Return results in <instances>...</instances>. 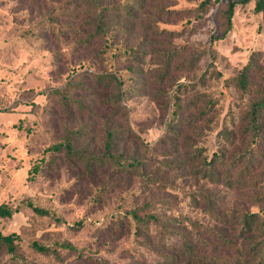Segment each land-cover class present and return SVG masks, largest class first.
Returning <instances> with one entry per match:
<instances>
[{"label":"trees","instance_id":"obj_1","mask_svg":"<svg viewBox=\"0 0 264 264\" xmlns=\"http://www.w3.org/2000/svg\"><path fill=\"white\" fill-rule=\"evenodd\" d=\"M23 1L30 2V10L33 4H38L37 10H45L42 27L56 38L72 40L71 50H91L94 58L107 54L109 72L93 73L92 85L68 78L64 85L50 90L49 114L61 120V136L45 148L51 156L50 166L79 168L81 178L97 182L93 183L90 205L101 203L116 189L130 198L128 205H119L118 212L97 227L100 244L132 237L136 247L125 249L126 255L120 256L130 259L131 264H264L262 52L253 51L230 78L242 97L252 98L247 99L238 121H232V128L221 130L227 145L207 155L205 147L191 139L189 130L214 116L215 101L201 91L181 99L182 93L195 85L182 83L173 75L193 69L201 54L184 57L185 47L160 39L164 33L169 40L180 33L157 29L159 22H169L182 9L168 8V0H68L59 8L62 18L58 21L56 10L47 11L48 0ZM249 3L261 15L264 29V0H230L214 15L217 30L210 40L224 39L232 30L236 6ZM212 6L213 0H201L196 18ZM148 10L145 30L151 38L146 35L133 46L119 45L117 34L131 32L132 22ZM65 17L68 20H63ZM147 52L154 54V61L147 59ZM126 79L130 82L127 87ZM176 84L169 101V90ZM141 88L166 114L164 134L154 145L140 141L128 123H122L127 116L122 101L128 92ZM98 109L102 111L97 124L76 123L82 116L93 117ZM130 138L137 142L133 140L127 148ZM154 150L161 154L154 156ZM39 168L36 165L34 171ZM180 178L181 187L176 182ZM183 202L192 214L180 210ZM252 205L256 208L251 209ZM27 206L39 216H52L48 209L32 202ZM11 215L12 209L0 203V217ZM18 239L16 233L0 231V254L16 257ZM33 245L41 252L48 251L44 245ZM60 248L82 259L77 264H111L107 259L84 255L70 243H61Z\"/></svg>","mask_w":264,"mask_h":264},{"label":"rangeland","instance_id":"obj_2","mask_svg":"<svg viewBox=\"0 0 264 264\" xmlns=\"http://www.w3.org/2000/svg\"><path fill=\"white\" fill-rule=\"evenodd\" d=\"M200 1L168 0V8L183 11L169 22H159L157 29L180 33L170 40L164 33L166 38L162 34L160 39L166 44L169 41L170 45L185 47L184 57L201 54L193 69L186 68L173 75L182 83L195 85L193 90L182 93L181 99L201 91L215 101L214 116L189 130L197 146L205 147L207 155H211L227 145L221 130L232 128V121H238L247 99L252 98L251 95L242 97L230 78L245 65L253 51H261L264 58V29L261 15L254 12L252 3L238 5L229 34L224 39L211 41V35L217 30L214 15L230 0H213V6L196 18L195 9ZM66 3L68 0H48L46 8L48 12L56 10L59 21L62 18L59 8ZM33 5L30 10L29 1L0 0V203L12 209L11 217H0V231L19 235L17 256L0 254V264L82 263L75 253L61 249V243H70L84 255L104 258L111 264H131L130 259L120 256L126 255L125 249L136 247L132 237L102 245L97 228L108 222L111 213L118 212L119 205H128L130 198L123 190L116 189L101 203L90 205L93 183L97 182L81 178L79 168L50 166L51 156L45 151L50 142L61 136V120L49 114L50 90L61 87L68 78L92 85L93 73L109 72L107 54L94 58L91 50H71L72 40H61L44 30L42 13L45 10H37L38 4ZM149 12L137 16L131 32L117 34L119 45L133 46L146 35L147 39L151 38L145 30ZM147 59L154 61V54L149 53ZM128 84L126 79V87ZM176 87L177 84L169 90V101ZM122 104L127 108L122 123H128L140 141L154 145L164 134L166 114L162 107L144 88L128 92ZM101 111L98 109L93 117L82 116L76 123L97 124ZM133 140L137 142L136 138L126 141L127 148ZM160 154L156 151L154 156ZM36 165H40L38 171H34ZM176 182L182 184V179ZM27 202L48 209L52 216L35 214ZM187 205L181 203L180 210L192 214ZM255 208L252 205L251 209ZM79 222V227L75 226ZM34 243L44 245L48 251L41 252Z\"/></svg>","mask_w":264,"mask_h":264}]
</instances>
